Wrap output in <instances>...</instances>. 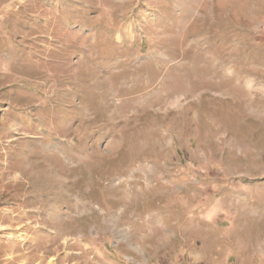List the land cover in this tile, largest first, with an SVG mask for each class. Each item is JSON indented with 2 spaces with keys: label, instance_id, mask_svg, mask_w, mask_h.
Listing matches in <instances>:
<instances>
[{
  "label": "rangeland",
  "instance_id": "374dc122",
  "mask_svg": "<svg viewBox=\"0 0 264 264\" xmlns=\"http://www.w3.org/2000/svg\"><path fill=\"white\" fill-rule=\"evenodd\" d=\"M0 264H264V0H0Z\"/></svg>",
  "mask_w": 264,
  "mask_h": 264
}]
</instances>
